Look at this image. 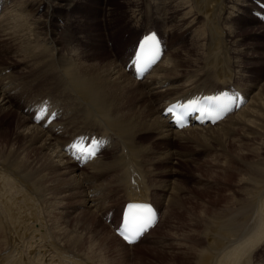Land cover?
Segmentation results:
<instances>
[{"label":"bare ground","instance_id":"6f19581e","mask_svg":"<svg viewBox=\"0 0 264 264\" xmlns=\"http://www.w3.org/2000/svg\"><path fill=\"white\" fill-rule=\"evenodd\" d=\"M5 1L6 8L0 16V49L1 47L9 48L12 54L8 55L16 57L12 62L23 65V70L1 60L0 77H4L5 80L19 72L23 75L17 74L12 79L7 78L6 82H9L0 85V117L10 113L17 114L18 118L16 129L13 130L15 133L13 139H10L9 131L0 135V264H52L53 252L58 254L55 250L57 247L44 242L54 237L62 238V233L68 234L63 238L64 240L72 239V242H69L70 245H67L73 252H82L84 254L82 260L88 262L91 254L83 252L87 243L84 241L85 238H82L83 233L77 230V234L72 233L75 230L69 226L70 214L63 211V206L60 205L65 204L60 202L69 201L65 205L66 210L93 207L94 213L97 211L99 214L100 211L107 209L108 203L115 206L120 201L118 191H124V196L129 198L123 203L122 208L127 201L153 202L151 198L154 193L170 191L168 198L170 208L169 210L167 208L165 213L171 214L175 209L176 218H178L175 230L189 231V233H184L179 236V239L176 238L177 242L174 240L173 243H168L173 246H166L161 242L160 247H157L159 254L155 256L156 264H162V262L163 264H254L255 262L264 264V262L252 261L253 249H251L254 248V243H258L256 241L264 238V83H261L262 79L259 80L260 82H254V86L259 88L257 93L254 92L252 95L251 85H243L241 82L240 77L247 79L249 76L242 72L243 69H236L240 66L242 68L253 66L243 60L249 54L248 51L238 53L236 57L228 56L230 68L227 71H218L217 59L220 51L217 50L224 48L231 52L233 48L223 42L222 35L218 36L220 42L215 41L213 36L214 28L220 25L221 20L232 17L234 8L242 9L249 14L255 6L250 3H239L248 0H132L134 4L131 7L130 19L141 26L164 25L176 19L182 25L187 23V29L198 23L200 27L207 26V31L194 34L193 48L188 52L195 51V44L198 49L204 45L205 55L203 56H207L209 62L210 59L213 60L209 69H203L199 65L202 49L198 51L199 61V58H193L191 55L181 57V46L171 45L174 50L170 48L162 61L144 79L138 81L131 72L127 71L126 64L130 53L121 52V43L119 44L118 41H116L117 48H110L106 44L113 55L105 54L106 60L101 63L95 55L86 51V45L81 46L79 33L85 31V26L83 20L73 15V9L77 6L78 0ZM100 1L102 4L103 0H97V4ZM111 3L112 0H104V5ZM9 4L12 6L10 7ZM8 14L10 15L7 16ZM106 15L108 14L104 13L103 18H100L101 23L98 21L97 26L101 35L100 25L103 24V34L107 40L110 34L106 32ZM179 15H181L180 18H178ZM241 20V23L245 24L249 18L242 16ZM254 20L261 22L256 18ZM183 22L186 23L183 24ZM144 33H140L136 42ZM162 36L166 38L163 32ZM226 36L237 43L233 31L227 32ZM202 40L205 42L201 43ZM76 49H79L78 52ZM91 50L96 51L97 48L93 47ZM1 53L4 59L11 60L4 52ZM184 62L188 64L183 65ZM195 65L200 67L192 68ZM220 67L223 68V66ZM18 69L20 70L17 71ZM261 74L257 77H262ZM19 76L26 77L19 78ZM203 80L206 82L202 83ZM228 86L245 92L248 103L236 114L228 116L215 126L176 130L169 119L162 114L164 107L176 99L189 98L197 93L217 92L229 88ZM30 87L37 94L29 95ZM45 98L61 110L60 118L48 128L34 123L32 116L25 111L29 107L28 103ZM22 102L25 103L24 106ZM16 107L21 108L20 114L19 111H14ZM2 126L3 124L0 125V131ZM238 132L240 134L243 132L246 139L244 141L242 138L241 142L243 141L244 145L240 143V146H248L247 149L250 147V153L255 155L257 153L259 158L253 162L247 160L245 162L243 153H238L243 160H237L239 156L231 158L234 168L230 176L237 178V173L244 175V172L245 176H248L241 183L245 186L250 201L245 207H237L236 212L225 214L222 209L220 210L219 206L227 200V196L224 195V190L217 186L212 185L216 196L213 197L211 193L208 203L201 198L191 202L189 198H182L180 194L174 192L175 186L179 183L176 180L173 182L172 177L177 174L172 170L171 165L179 154L168 149L169 147L165 153L163 150L156 154L158 163L164 164L165 168L154 174L156 178H166L164 186L154 187L144 181L146 177L150 182V178L142 168L143 160L139 159L140 155L146 152V146L141 145V141L153 139L154 143L147 141L151 143V146L158 144L169 146L173 142L182 145L183 142L191 140L199 142L210 138L215 144L224 146V141ZM82 133L107 136L109 145L104 150V154L81 167L65 154L63 147ZM4 138H9L10 143L6 140L2 142ZM257 138L263 140H261L263 145L261 143V146L257 145L260 148L255 147ZM2 146L4 149H1ZM110 151H114L118 157H115L116 155L110 159L104 157L105 153ZM110 168H115L116 173L113 185L110 186L112 193L108 195L101 190L103 187L100 188L98 185ZM55 169L57 171L51 173ZM144 172L147 173L146 176ZM132 177L135 179L133 184ZM215 182L220 183L218 180ZM226 182L227 190L229 184ZM151 183L154 182L151 180ZM84 189H87L86 193ZM69 190L74 191L68 194ZM82 192L85 197L83 203L72 206V203L80 200ZM203 192L201 195L207 198L205 193L207 191ZM199 200L206 203L202 215L198 212ZM56 201L58 203L54 205ZM41 206H44L46 213ZM50 207L64 213L53 221L54 233L50 232L51 229L49 231L46 215ZM35 214L43 222L39 223L34 219L38 223H30L31 215ZM95 218L98 219V216ZM189 219L194 220L195 223L186 225ZM83 222L90 224L88 218ZM102 227L108 226L103 224ZM158 227L159 225L143 239L145 240ZM79 228L81 232L87 229L82 225ZM89 229L90 227L87 230ZM71 234L74 237H71ZM172 234L175 236V233ZM243 235L246 236L245 240H242ZM108 237L118 239L123 245L125 244L116 235L112 237L108 234ZM167 237L171 238V233ZM63 239L61 240L64 241ZM100 241L104 244V241L109 243L111 240L105 236ZM61 244L58 243L59 249L62 247ZM95 244L98 243L93 241L90 246L97 247ZM125 246L129 247L126 244ZM90 248L92 251V247ZM173 248L175 250L179 248V251L173 252V255L170 253V256L164 253V250ZM30 251L31 255L27 257L26 254ZM91 251L89 250V253ZM57 256L59 257L60 254ZM92 258V263L89 262L97 264L96 258L93 256ZM65 259L63 258L64 262Z\"/></svg>","mask_w":264,"mask_h":264},{"label":"rangeland","instance_id":"374dc122","mask_svg":"<svg viewBox=\"0 0 264 264\" xmlns=\"http://www.w3.org/2000/svg\"><path fill=\"white\" fill-rule=\"evenodd\" d=\"M253 1L254 0H252L251 2H253ZM50 2H52V1H50ZM133 4H134V1H132V0H115V1L112 0L111 4H106V5H104V0L102 1V4H101V1L97 4V0H82V1L78 0L77 6L73 9V13H74L73 15L78 17L79 19L85 21L86 23L83 22V24L85 26V31L83 33L82 32L79 33L81 39H79L78 37L77 38L82 42L81 46L85 47V45H86V47H85L86 51L91 52V54L95 55V58L98 59L99 63L106 60L105 54H110V56L113 55L109 52L107 45L110 48L116 47V41H118L119 44L121 43V47L124 48V54H125L129 51L130 46L135 42L134 40L140 35V33L142 31H144V29L142 28V26H140V24H137L134 20L132 21L130 19L131 15H132V8L131 7L133 6ZM11 6L12 5L10 4V7ZM77 7H79V10H77ZM45 11L46 10L44 9V12ZM39 12L41 13V9ZM100 12H102L101 16H100ZM104 13L108 14V15H106L107 17H105L106 18L105 22H106V28H107L106 32H108L110 34V38H108L107 40H106L105 34H103V31H104L103 30V24L100 25L101 35H100V31H98V26H97L98 21L101 23L100 18H103ZM237 13H238V11H237V9H235L234 14L231 17V19H229L227 21L224 20L220 24V26L216 28L214 33L218 32V34H220L224 38H226L227 37L226 33L228 31H230L232 33V31H233V33L236 35L235 39L237 40V43H234L230 39V37H227L226 41L230 40L231 46L235 50L234 55L235 54L237 55L238 53L241 54V53L248 51L249 54L243 60L248 62V64L253 65L252 67L246 66L244 68H242L240 66L239 68H237V70L243 69L242 72L247 74L249 77H253L255 79V81H259L260 79H262L260 81H261V83H264V23L263 22L262 23L261 22L260 23L254 22L252 20L253 16L248 15L250 17L251 22H249L248 24H246V23L242 24L241 23L242 21L239 20L240 15L246 16L247 14H243V13L237 14ZM10 14H8L7 16H9ZM84 14H86V15L84 16ZM180 17H181V15L178 16V18H180ZM21 19H22V21H24V17H22ZM172 23H173V25H172ZM172 23H165L164 25H157V27L161 30L166 29L165 34L167 37V45L169 44V46H170L169 49L171 48V45L173 47L181 46V49H180L181 57H188V55L189 56L191 55L193 58H196V57L199 58V61H200V55H198V51H200L202 49L201 50L202 51V57H201V62L199 65H201L203 69H209L212 66L213 60L210 59V62H209L208 57L203 56V55H205L204 54V48H205L204 45H201V49L200 48L198 49V47L195 44V51L194 52H188V50H191V48H193L192 38H193L194 34H201L204 31H207V28H206L207 26L200 27V23H198L196 26H192V27H189L187 29V26H186L187 23L186 22H185L186 24L183 22V24H185V25H182L176 19ZM184 29H187V30L185 31ZM73 31L76 35L74 26H73ZM107 37H109V35H107ZM216 39H217V37H216ZM204 42L205 41L202 40L201 43H204ZM81 46H80V48H82ZM93 47H96L97 50L92 51L91 49ZM118 49H119V46H118ZM78 50L79 49H76L77 52H78ZM167 50H168V48H167ZM171 50H174V48L173 49L171 48ZM10 51L11 50L7 47H3V48L1 47V49H0V61L1 60L7 61L6 63L11 64V66H15L17 68L22 69L23 65L16 64L15 62H12L14 60V58H16V57H10L12 54V51L11 52ZM217 51H220V56L217 59L218 60V68L217 69L225 71L229 68V66L227 64V58H226V60H223L222 57H225L226 55H228L227 50L222 48V49H218ZM1 52H4L6 56L9 54L10 56L9 55L8 56H9V58H11V60L4 59V57H2ZM6 52H7V54H6ZM121 52H122V48H121ZM114 59H115V57H114ZM240 61H242V59H240ZM187 64H188V62L183 63V65H187ZM222 64L225 65V67L223 66V69L220 67ZM199 65H195L192 68H198V67H200ZM213 66H216V65H213ZM19 70L20 69H18L17 71H19ZM7 72H9V70H7ZM260 73H262L261 75H263V76L257 77L260 75ZM17 74L18 73H16L12 78L16 77ZM21 74L23 75L22 72L21 73L19 72L18 75H21ZM20 77H26V76H19V78ZM7 78H11V77L9 76ZM7 78H5V80H4V77L3 78L0 77V79H1L0 85H2L4 83L7 84L9 82V81L6 82ZM240 80H243V78L240 77ZM205 82L206 81L203 80L202 83H205ZM243 82H244L243 85L244 84L251 85L250 92L252 95L254 94V92H255V94L257 93L259 87L254 86V83H250V82H254V81H249V78H247V79L245 78V80H243ZM164 87H165V85H164ZM32 90H34V89H31V87L28 89L29 95L37 94V92H35L33 94ZM15 110H17V112L19 111L18 113L20 114L21 109H18L16 107V108H14V111ZM9 114L5 113L0 117V125L3 124V126H2L3 128L1 129L2 131H0V135H3L5 132L9 131L10 139H13L14 134H15L14 131L16 129L15 125H16V121H18V118H17V114H14V115H12V114L9 115ZM190 129H196V128H190ZM242 138L244 141L246 140L244 138L243 132H242V134H240V132H238L237 134L231 135L226 139L227 142H226V140L224 141V144H225V145L223 144L224 146H220V145L215 144V142L210 138L199 141V142L191 140L190 142H183L182 145H178L177 143L173 142L169 146H167L165 144H158V145L151 146V143H149L147 141L154 143L155 140H153V139L152 140H145V141H141V145L146 146V152L143 153V155H140V158L144 159V168L148 171V173H150L153 176V174L155 172L162 171L165 168L164 164L158 163L159 161L156 158V154L160 151H163V150L165 153V151L167 150V147H169L168 149H171V150L175 151L176 153H178L179 154L178 157L180 156L179 158L177 157V159H179V161L176 159V160H174V163L171 165V168L175 172V174H177V175L180 174L178 176L174 175L172 177L173 182L176 180L177 183H179V185L175 186L174 192H177V194H180L182 196V198H189L191 200V202H193L196 198H201V199H204V201H206L208 203L210 201V198H208V197L211 193H213V197L216 196V194L214 193L215 191L213 190V186H217L221 190H224V195H226L227 200H229V201L224 200L220 204V206H219V207H221L220 210L222 209L225 214L226 213L231 214V213H234L237 211V207H245V205L250 201L249 197L247 196V190L245 189V186L242 185V183H241L242 180L244 178H247L248 176H245V172H244V175H243V173L241 175H239L237 173V178H232L230 176V173L232 172V169L234 168L233 164L231 163V161L233 159L231 160V158L232 157L235 158V157L239 156V158L237 157V160H243V158H244L245 162H247V161L253 162L255 160H258V158H259L257 153H256V155L250 153V151H249L250 147H249V149H247L248 146H243L244 145L243 141L241 142ZM5 140L10 143L9 138L2 139V142H5ZM187 140L189 141L190 139H187ZM261 140L262 139H259V138L256 139L255 147L260 148L258 146H261V144L263 143L262 142L263 140L262 141ZM211 142H212V144H211ZM240 143L243 145L240 146ZM1 149H4L3 146ZM224 150L227 151V153ZM234 152H236V153H234ZM238 153L239 154L243 153V155H242L243 158L240 157V155ZM249 153L252 155H250ZM105 157L110 159V158H113V155L111 153H107L105 155ZM180 159H182V160H180ZM236 166L241 167L240 165H236ZM57 169L52 170L51 173H55L57 171ZM114 170H115V168L114 169L110 168V171H108L104 175V177L102 178V180L100 181V183L98 185L100 188L103 187V188H101V190L108 195L109 194L111 195V193H112V188H110V186L113 185V182H114V174L116 173V171H114ZM208 172H210V173L208 174ZM146 174L147 173L144 172L145 176H146ZM153 179H156V180L158 179V181H156V182H159V181L160 182L156 183L154 180V183L152 184L151 181L149 182V179H147L146 177L144 178V181L148 184L153 185L154 187H163L164 186V182H165L166 178L154 177ZM216 180H218L220 182L219 183L220 185L215 182ZM226 181H228V182H226ZM225 182L227 184H229V187L227 190L225 189L227 187ZM201 189H202V191H201ZM84 190L86 193L87 189H84ZM204 190L207 191V192H205L207 198H205L204 196L201 195V192H203ZM72 191H74V190H69L68 194H71ZM217 191H218V189H217ZM167 192H169V191H166V193ZM83 194L84 193L82 192V195L80 196L81 197L80 200L75 201L71 205L72 206L81 205L83 203V198H85V197H83ZM118 194L121 196V199H120L119 203L117 202V206L108 207L107 209L99 212L100 215L98 214L97 211H95V213H94L93 207H88L86 209L84 207H77L76 209L73 208L71 210H66L65 205L69 201L65 200V201L60 202V204H65V205H60L61 207L63 206V211L65 213L70 214L69 218L70 217L71 218L69 221L70 222L69 226H70V228H72V230H75V232H72V233L74 235L77 234V231L79 233H83L82 238L83 239L85 238L84 241L87 242L85 247H84L83 252H85L87 254H91V257L89 260V261H91V263L93 261V258H92V256H93L96 258V260L98 262L97 264H156L157 261L155 260V256H156V254H159V252H158L159 248H157V247H160L161 242H163V244L166 246L167 245L173 246L172 244L169 245L168 243H173L174 240H176V242H177L178 240L176 238L179 239V236L184 235V233H189V231L183 232L182 230H180V231L175 230L176 229L175 227H177V225H178V218H176V210L175 209L172 210L171 214H167L164 212L166 206H168V207H166V210H167V208H168V210L170 208V204L168 203V198H169L170 192L168 194H165V195L164 194L157 195L158 193L156 192L154 194L158 196L157 198L159 200V203H160V206H161V209L163 212L162 213L163 214L162 222L160 221V223H159L160 226L156 230H154L145 240L143 239L144 241L142 240L140 242V244L138 243V245H136L134 247H131L127 244L126 245L129 247H126L125 244L123 245L118 239L109 238L108 234H109V236L112 235V237H114V235H116V234L114 233V230H113L111 223L107 222V220H106L107 217L105 216V214L109 212L110 215L116 214V216H119L122 204L124 203V201H126L128 199V198H124V192L123 191H121V192L118 191ZM203 194H204V192H203ZM40 201H41V198H40ZM57 203L58 202L56 201L54 203V205H57ZM41 204H42V201H41ZM156 204L158 206V203H156ZM205 205H206V203L199 200L198 212L201 215H202V211L204 210ZM41 208H44V206H41ZM92 208H93V210H92ZM43 211H45V208L43 209ZM85 211H87V212H85ZM45 213H46V211H45ZM93 213L96 216H98V219L95 218L96 216ZM62 214H64V213L60 212L59 209H54L52 207L49 208V211L47 210L46 215H47V219L49 221V231L51 229V231H50L51 233L55 232V229L53 228V225H54L53 221L55 220V218H57L58 216H60ZM203 214H204V212H203ZM36 215L37 214L31 215L32 218L30 217V219H29L30 223H32V222L38 223V221H39V223L43 222L42 219L39 220L38 215H37V217H33ZM87 218H88V222H90L91 225L85 224L83 222L84 220H87ZM34 219H36L38 221H36ZM66 219H68V218H66ZM81 219H82V221H81ZM193 223H195V221L192 219H189L186 221L185 224L191 225ZM103 224H105L107 226L109 225L108 226L109 228L108 227H102ZM55 225H57V224H55ZM80 225H82L83 228H87V229L90 227V229L89 230L84 229L85 231L81 232L80 231L81 228H79ZM195 232H197L196 234H199V232H201V230L199 232L198 231H195ZM170 233H171V238L167 237L168 235L170 236ZM172 233H175V236H173L174 234H172ZM67 235L68 234L62 233L61 234L62 238L54 237V238H52V239L50 238V239H48V241L44 242L47 245L57 247L55 250L58 254L53 252L52 264L53 263L54 264H66V262H67V264H75V262H76V264H88V263L91 264L89 261L87 262L85 260H82L83 256H84V254L82 252H79V251L73 252L72 248L67 245V244L70 245L69 242H72V239H69V240L63 239ZM85 235H86V237H85ZM70 236L74 237L72 234ZM105 236H107V238L110 239L111 241L109 243H105V241H106V239H105L104 244L100 243L101 242L100 240H102ZM243 236L244 237H242V240H245L246 236L249 237L250 235L246 234V236L245 235H243ZM91 237L94 240L91 239ZM169 238H170V240H168ZM55 239H57V240H55ZM61 239H63L64 241H62ZM51 240H53L54 242H52ZM59 240H61V242ZM92 240L95 243H98V244H95V245H97V247H95L93 245L90 246V243H93ZM260 241H256V243L257 242L258 243L257 244L254 243L255 244V245L253 244L254 248H251V249H253L252 250V255H253L252 261L255 260V261L263 263L264 262V238H262ZM58 243L59 244L63 243L64 245L61 244L62 247L59 249ZM90 247H92V251H91ZM7 248H9V247H7ZM89 250L91 251L90 253H89ZM154 250H156V251H154ZM178 251H179V248H178V250H175L173 248V249L164 250V253H166L167 256H170V253L172 254L173 252L175 253ZM69 252H72V254L68 255ZM93 253H95V254H93ZM59 254H60V256L58 257L57 255H59ZM26 255H27V257H29L31 255V251ZM79 255H80V257H79ZM54 257H55V260H53ZM63 258L64 259L66 258L65 262H64ZM71 261H73V262H71ZM256 263L257 262H255L254 264H256ZM162 264H163V262H162Z\"/></svg>","mask_w":264,"mask_h":264},{"label":"snow or ice","instance_id":"6c2138e0","mask_svg":"<svg viewBox=\"0 0 264 264\" xmlns=\"http://www.w3.org/2000/svg\"><path fill=\"white\" fill-rule=\"evenodd\" d=\"M156 55L153 54L149 57L147 63L151 64L156 60ZM238 99V98H237ZM209 103L214 105V110L217 113H227L231 110V105L233 104V100L228 98V97H224V98H217V97H212V98H208ZM195 102H193V105H189V106H179V107H183L184 111L183 114L180 116L176 117L177 122L180 124L181 127L184 126L183 124V120L186 119L187 113L189 111H201V109H199L198 107L194 106ZM177 106L173 105L171 107H169L167 109V111L171 114L173 113L174 109ZM41 114L35 116V119L37 121H43L46 120L47 116L50 115V112L45 110V109H41L40 110ZM203 115H209L207 109L204 110ZM209 118H211L209 116ZM212 123L216 122V119H212L211 121ZM102 143V141H97V143L93 146L92 150H90L87 155L89 158L92 157V155L94 154V152L96 151V149L98 148L99 144ZM128 208L130 210V215L128 217V222L126 224V227L123 231L120 232L121 236L123 239H125V241L129 244H133L135 242H137V240L139 238H141L146 232L147 230L152 227L153 225V213H152V209L150 206L147 205H134V204H129ZM136 209H143V211H133ZM149 216L151 217V219H149ZM145 221H147V223H145ZM125 231H127L128 235H125Z\"/></svg>","mask_w":264,"mask_h":264}]
</instances>
